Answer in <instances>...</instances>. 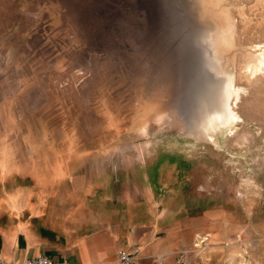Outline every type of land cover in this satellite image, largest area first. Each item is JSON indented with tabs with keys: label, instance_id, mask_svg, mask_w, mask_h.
I'll use <instances>...</instances> for the list:
<instances>
[{
	"label": "rangeland",
	"instance_id": "rangeland-1",
	"mask_svg": "<svg viewBox=\"0 0 264 264\" xmlns=\"http://www.w3.org/2000/svg\"><path fill=\"white\" fill-rule=\"evenodd\" d=\"M0 140L17 207L54 187L78 233L129 213L264 264V0H0Z\"/></svg>",
	"mask_w": 264,
	"mask_h": 264
},
{
	"label": "crops",
	"instance_id": "crops-1",
	"mask_svg": "<svg viewBox=\"0 0 264 264\" xmlns=\"http://www.w3.org/2000/svg\"><path fill=\"white\" fill-rule=\"evenodd\" d=\"M2 141L4 140H0ZM4 159L5 157L0 158V179L7 177L2 171ZM55 176L57 175H49L46 178ZM41 187L43 188L38 191L29 192L20 188L16 192L19 195L38 194L42 200L40 203H32L31 199L25 197L23 200L20 197L23 202L17 207L12 196L8 197L9 199H0V210L19 209L21 215L18 221L9 217L0 222V254L5 259L12 260L14 264H19L25 257L39 254L48 255L54 264H119L117 254L134 247L139 249L134 264H176L177 252L190 244L185 235L176 236V233L172 236L170 230H163L162 234L157 233L155 225L135 220L134 215L129 213L119 215L109 226L78 233L79 224L73 217V210L68 209L66 214L55 215L52 205L61 203L44 201L43 195H53L59 191L54 187L47 190H44V186ZM2 192L7 193V190L3 189L0 193ZM71 193L74 195L87 192L73 188ZM202 231H198L199 234H203ZM221 247L223 246L219 245L216 248L220 250Z\"/></svg>",
	"mask_w": 264,
	"mask_h": 264
},
{
	"label": "built area",
	"instance_id": "built-area-1",
	"mask_svg": "<svg viewBox=\"0 0 264 264\" xmlns=\"http://www.w3.org/2000/svg\"><path fill=\"white\" fill-rule=\"evenodd\" d=\"M209 245L208 235L198 237V243L191 248L181 249L177 252L176 264H199L198 252L207 248ZM139 249L137 247L127 251H120L117 254L119 264H134ZM0 264H14L12 260L5 259L0 254ZM19 264H54L51 257L46 254H39L36 256L25 257Z\"/></svg>",
	"mask_w": 264,
	"mask_h": 264
},
{
	"label": "bare ground",
	"instance_id": "bare-ground-1",
	"mask_svg": "<svg viewBox=\"0 0 264 264\" xmlns=\"http://www.w3.org/2000/svg\"><path fill=\"white\" fill-rule=\"evenodd\" d=\"M210 105H209V108L212 109V110H215V111L220 112V113H228V110H229V107H228V105H229V95L226 96V97H223L220 100H219V98H215L213 103L210 104Z\"/></svg>",
	"mask_w": 264,
	"mask_h": 264
}]
</instances>
